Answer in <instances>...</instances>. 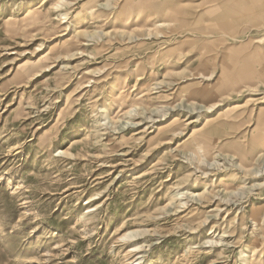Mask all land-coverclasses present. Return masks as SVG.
I'll list each match as a JSON object with an SVG mask.
<instances>
[{
    "label": "rangeland",
    "instance_id": "374dc122",
    "mask_svg": "<svg viewBox=\"0 0 264 264\" xmlns=\"http://www.w3.org/2000/svg\"><path fill=\"white\" fill-rule=\"evenodd\" d=\"M258 183L264 0H0V264H264Z\"/></svg>",
    "mask_w": 264,
    "mask_h": 264
},
{
    "label": "bare ground",
    "instance_id": "6f19581e",
    "mask_svg": "<svg viewBox=\"0 0 264 264\" xmlns=\"http://www.w3.org/2000/svg\"><path fill=\"white\" fill-rule=\"evenodd\" d=\"M64 1V0H63ZM59 3H60V1H59ZM58 3V4H59ZM56 5V4H55ZM61 5V4H60ZM59 5V6H60ZM58 6V5H57ZM61 7V6H60ZM62 15H64L63 13H62ZM62 18V17H61ZM245 88V87H244ZM233 91H237V92H240L241 90L240 89H237L236 87L234 88V87H229L228 89L226 88V89H224V90H222V91H220L219 93H217V98L218 97H221V99L223 98V97H228L230 94H229V92H233ZM250 91H252V90H250ZM253 91H255V90H253ZM210 103H212V102H210ZM206 106V105H205ZM212 107V106H211ZM208 108H210V106H206L205 107V109H208ZM133 110L134 109H132V108H130L129 110H127L125 113H126V115H128V116H131L132 115V112H133ZM210 111V110H209ZM105 114V113H104ZM129 119V118H128ZM127 119V120H128ZM130 122V121H129ZM173 127V126H172ZM174 128H172L171 129V132H174ZM242 165V164H241ZM240 166V165H239ZM253 173V172H252ZM255 173V172H254ZM254 175V174H253ZM259 184V183H258ZM257 185V184H256ZM256 185H254V186H256ZM262 185H264V183H260L259 184V186H262ZM186 193H188L187 191H186ZM190 195H191V198H192V196L194 197V196H197V195H199V194H201V193H197V194H194L193 192H190L189 193ZM184 196L185 195V193L183 194V191H177L176 193H174L173 195H172V197H171V200H178V205H181V204H183V203H186V202H182V200L183 199H181V196ZM203 195V194H202ZM175 203V202H174ZM91 207V206H90ZM89 210V209H88ZM90 212V211H89ZM130 235H131V233H130ZM132 235H134V234H132ZM122 237H124L125 238V236H122ZM207 240V239H206ZM209 242H211V240L209 239V240H207V241H205V243H209ZM204 243V242H203ZM131 247H133L132 249V251H136V250H138L139 248H138V244H136V243H133V246H131ZM243 254H244V252H243ZM247 261V260H246ZM245 262V261H244ZM133 263V261H130V263H128V264H132Z\"/></svg>",
    "mask_w": 264,
    "mask_h": 264
}]
</instances>
